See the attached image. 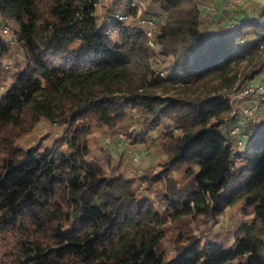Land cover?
Masks as SVG:
<instances>
[{
	"label": "trees",
	"instance_id": "1",
	"mask_svg": "<svg viewBox=\"0 0 264 264\" xmlns=\"http://www.w3.org/2000/svg\"><path fill=\"white\" fill-rule=\"evenodd\" d=\"M241 1L0 0V264H264V93L235 98L264 82V0ZM42 119L54 142L16 147ZM94 123L160 161L116 171Z\"/></svg>",
	"mask_w": 264,
	"mask_h": 264
},
{
	"label": "rangeland",
	"instance_id": "2",
	"mask_svg": "<svg viewBox=\"0 0 264 264\" xmlns=\"http://www.w3.org/2000/svg\"><path fill=\"white\" fill-rule=\"evenodd\" d=\"M200 1V0H199ZM233 5L242 4L241 0L234 1L230 0ZM114 0H101L99 8L101 9L103 5L109 6ZM223 0H213L215 7L219 8L220 3ZM148 2H144V7L147 6ZM11 32V31H9ZM9 34V33H8ZM248 62H244L241 65V69H244L247 66ZM240 68V67H239ZM235 89V87H234ZM233 89V91H234ZM3 88H0V92ZM135 118H131L128 121L124 122V125L127 126L130 124L129 131L135 126ZM118 125L116 128L112 129L97 123H94L92 126L91 133L88 137V142L92 148L93 155L99 158L111 157L115 158L114 166L116 171H125L128 172L129 176L137 178L139 181L141 175H143L148 169L154 168L156 163L160 161V156L157 154V151L154 147L149 149L150 146L143 144L133 143L127 134V131H124L125 126ZM119 126L121 127L119 129ZM63 128L60 125L52 124L42 119L34 126L25 125L24 128L17 130L11 138L16 147L27 148L37 144L39 141H42L44 146L51 145L55 138L60 135ZM111 137L110 141L108 137ZM64 150L66 149L63 148ZM119 149V150H118ZM123 153V160L119 163L117 159L119 153ZM147 153L149 154L148 158L142 159L140 161L135 160L136 153ZM117 164V165H115ZM137 181V182H138ZM238 212L233 208L227 211L226 215L222 219L221 226L224 229L232 227L234 220L237 222L239 220ZM194 232L196 234H201L198 227H194Z\"/></svg>",
	"mask_w": 264,
	"mask_h": 264
},
{
	"label": "built area",
	"instance_id": "3",
	"mask_svg": "<svg viewBox=\"0 0 264 264\" xmlns=\"http://www.w3.org/2000/svg\"><path fill=\"white\" fill-rule=\"evenodd\" d=\"M144 1L142 0H130V6L134 7L137 9V14L140 16L142 14L143 8H144ZM209 10H216L215 6L212 4L208 7ZM120 19H126V16H119ZM141 23L148 25L149 26V30L148 31V35L149 36H153L154 32L156 31V24L153 20L151 19H143L141 20ZM151 45L152 47H156V43L152 40L151 41ZM264 93V82L262 84H254V85H250L247 86L245 89L240 90V91H236L235 92V98H246L249 96H259L262 95ZM257 111V105L252 106L250 108L245 109V114L248 115L250 118H252L253 121L258 122L260 120V117L257 116L256 114ZM245 120L242 119L241 120V124H244ZM240 130V125H236L234 127V132L237 133ZM111 137L109 135L108 140L110 141ZM141 155H147L145 152L144 153H136V157L135 160H139Z\"/></svg>",
	"mask_w": 264,
	"mask_h": 264
}]
</instances>
